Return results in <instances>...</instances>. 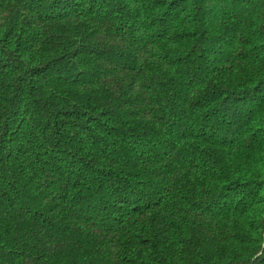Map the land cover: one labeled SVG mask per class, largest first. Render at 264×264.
<instances>
[{"label":"trees","instance_id":"obj_1","mask_svg":"<svg viewBox=\"0 0 264 264\" xmlns=\"http://www.w3.org/2000/svg\"><path fill=\"white\" fill-rule=\"evenodd\" d=\"M0 264H264V0H0Z\"/></svg>","mask_w":264,"mask_h":264}]
</instances>
